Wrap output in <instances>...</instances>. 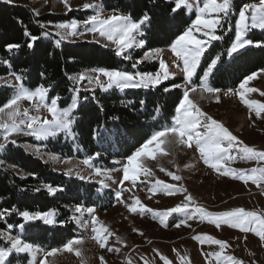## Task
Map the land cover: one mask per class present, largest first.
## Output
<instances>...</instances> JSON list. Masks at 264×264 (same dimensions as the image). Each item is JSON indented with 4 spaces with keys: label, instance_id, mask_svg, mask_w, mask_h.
<instances>
[{
    "label": "snow or ice",
    "instance_id": "snow-or-ice-1",
    "mask_svg": "<svg viewBox=\"0 0 264 264\" xmlns=\"http://www.w3.org/2000/svg\"><path fill=\"white\" fill-rule=\"evenodd\" d=\"M10 3L11 0H5ZM234 0H201V4L195 9V18L191 20L181 34L170 44L171 53L176 58L172 62V66L179 69L183 74V91L182 96L178 99V103L174 108V114L170 125L162 127L154 131L150 137L138 147L131 155L126 157V163L122 165V178L118 181L120 190L115 193L116 201L122 204L130 214H139L141 216L149 214L153 220H159L163 227H168L167 220L169 217L182 215L183 218L174 225L176 228L191 227L189 221L198 220L199 223L205 221L214 225L216 229L222 230V226H228L231 229H238L241 233H252L259 238V241L264 244V212L254 210H245L243 207H236L231 210L209 211L205 206L196 202L193 195L184 186H177L175 183L165 182L156 178L154 182L148 180L146 185L150 194L155 195L162 193L166 196L181 195L182 199L174 206L168 207L165 210H156L142 203L138 196L133 194L128 199H124L125 192H131L133 188L138 186L141 181V176L146 179L154 177L155 173L149 169L143 158H149L156 161L158 158H164L171 155V150L175 147H186L194 149L199 153L204 165L223 177H230L233 180L242 181L248 184L249 181L256 187L264 186V150L257 149L255 146H249L238 136L234 135L221 121L214 119L207 112H204L200 106L190 98V94L197 93L204 96L208 94L213 97L217 103L221 101V89L213 87L209 83V78L217 69V64L220 62V55L210 57V62L203 69L200 68L202 59L205 53L212 46L214 41H220L232 33L230 45L227 48V55L233 56L241 50L255 45L256 47H264V42L254 41L247 38L250 30H264V0H258L257 3H245L235 11L236 19L234 24L230 21V16L233 14ZM67 11H72L69 0H61ZM83 9L96 7L93 4H84ZM184 9L191 10L192 5L188 0H175V6L171 9L172 12H179ZM150 21L147 13H144L138 20H133L130 15H124L118 12L104 17L101 12H96L90 18L84 20L81 31V22L73 19L67 23H59L55 25V36L58 37L55 43L60 45L62 41L69 38L84 36L86 33L98 34L100 37L106 38L116 46L115 55L122 56L125 59L130 58L125 53L134 46L143 47L144 41L137 42L135 35L141 32L142 26ZM196 33L200 35L197 36ZM25 36L29 38L27 47L32 48L35 42L40 39L36 35H31L25 31ZM49 33L45 32L44 36ZM7 48H20L19 44H9ZM161 50L155 49L144 53V59H157L158 69L152 72L137 71L135 73L122 71L119 69H93L90 74H80L73 77L74 80L83 82L87 80L88 84L95 83L101 90L108 91L109 89L124 90L128 88H149L160 86L163 81L175 78V72L170 71L169 64L160 55ZM142 61H138L140 63ZM133 68L136 67L134 63ZM200 69V71H198ZM264 73L261 69L259 73H252L244 78L239 84L238 89H228L224 95L237 96L239 102L248 110V119L253 118L264 120V102L257 99H251L247 93L258 92L260 97H264V91L254 87H246L249 82L254 80L258 75ZM101 77L106 78V83L101 80ZM196 77V80L193 78ZM18 82L14 89V94L10 96L2 106H0V131L3 132V142H0V149H4L10 138L19 132H24L26 135H31L37 140L47 139L56 136L58 133L65 135L73 134V110L78 107L75 97L72 98V103L66 108H60L58 102L59 96L49 98V88L40 85L35 89L26 88L23 85L22 76L15 75ZM181 88L179 84H171L169 87H164V92H170L171 89ZM74 92H79V88H73ZM28 101L32 108L39 112L40 109H46L50 114L51 119L41 118L39 115H30L28 108H21V102ZM143 103V101H141ZM15 143V140H11ZM235 150V155L232 151ZM99 156V153L96 154ZM55 159V157H53ZM255 161L256 166L251 169H236L230 167V163L236 161ZM84 164L91 165L90 160H84ZM116 169L105 170L104 175ZM159 171L164 172L171 181L180 182L183 177L177 172L159 167ZM71 175V171L68 173ZM96 175H101L100 168L95 169ZM83 179V177H80ZM110 178V177H109ZM128 182L130 187L125 188L124 184ZM50 195H55L57 191H62L58 187L46 185ZM149 196V199L152 198ZM129 200L131 202H129ZM12 210L5 209L0 212V219H3L6 214ZM80 216H74L73 219L82 228H90V239L99 247L106 249L108 252L119 253L120 247L116 245L126 242L103 222L99 221L96 216V210L93 207H83L77 205L74 209ZM87 213L91 219H82L84 213ZM19 215L25 222L42 220L46 224L54 223L53 212H30L28 210L20 211ZM14 225L8 224L7 228L12 229ZM21 229L24 224H20ZM133 232L144 236V233L139 229L133 228ZM0 237H3L10 246L0 247V264H11L9 257L13 252L26 253L31 259L29 264H47L48 258L55 256L58 252H73L77 256L81 255L80 248L84 237L80 236L74 239H69L63 244L62 248H52L44 251L43 258L37 260V254L42 251L39 247L32 243L25 242L19 236L10 235L7 231L0 232ZM114 238L115 244L109 245V239ZM200 245H215L218 247L216 251H204L203 256L206 264H243V261L235 258L232 255L226 254V250L230 244L226 240L215 238L212 235L198 233L191 237ZM152 243L151 240L148 241ZM153 253L159 258L163 264H173V261L158 249L153 248ZM178 257L179 264H191V259L186 254H182L178 249H173ZM100 264H107L104 257L101 256ZM143 264H150L149 260L141 256ZM126 264H133L131 258L126 261Z\"/></svg>",
    "mask_w": 264,
    "mask_h": 264
},
{
    "label": "trees",
    "instance_id": "trees-1",
    "mask_svg": "<svg viewBox=\"0 0 264 264\" xmlns=\"http://www.w3.org/2000/svg\"><path fill=\"white\" fill-rule=\"evenodd\" d=\"M106 10H115L132 19L138 20L144 13L150 17L145 23L142 38L144 51L169 47L175 38L190 25L195 14L188 15L184 10L172 12L173 0H100ZM258 0H234V12L245 3ZM72 10L66 14H38L27 3H6L0 1V76L19 74L24 85L35 89L43 85L50 89L48 96H59V104H69L73 88H80L73 79L84 70L93 68L125 69L127 61L115 55V50L87 40L67 42L56 45L58 39L48 24H57L69 20H85L90 11ZM235 17L231 20L234 24ZM25 31L40 37L32 48L27 47L29 38ZM49 33L44 36V33ZM232 33L223 40L214 41L205 53L200 68L210 62V57L220 55L217 69L209 78L213 87L221 90L235 89L248 75L264 69V47L249 46L233 56L227 55ZM247 38L264 42V30H250ZM9 44H19L20 48H7ZM142 55V52L138 54ZM144 70L154 71L155 64H147ZM200 71V69H198ZM196 80V77L195 79ZM182 78L175 77L164 81L160 86L147 89H126L103 91L79 90V106L73 113V133L80 150L76 153L61 150L67 142L62 138L49 140L47 150L66 157L78 155L96 157L107 168L119 165L117 161L131 155L150 135L170 125L174 108L182 96L183 88L164 92L171 84L181 85ZM14 94V87L0 85V106ZM143 101V103H141ZM32 141L23 137L19 141ZM43 142V141H42ZM99 153V156L96 154ZM0 212L12 210L0 221V232L7 231V225H14L13 233L19 232L24 224L22 238L32 244L48 249L62 247L69 239L78 235L79 229L71 217L70 206H96L98 185L93 182L67 177L52 169L42 157L26 151L18 143L9 142L0 156ZM46 185L58 187L55 195H50ZM56 212L54 225L42 220L26 222L20 211ZM8 242L0 237V246Z\"/></svg>",
    "mask_w": 264,
    "mask_h": 264
},
{
    "label": "rangeland",
    "instance_id": "rangeland-1",
    "mask_svg": "<svg viewBox=\"0 0 264 264\" xmlns=\"http://www.w3.org/2000/svg\"><path fill=\"white\" fill-rule=\"evenodd\" d=\"M173 1L175 2V0ZM24 2H27L38 14H66L69 12L65 9L63 3H61V0H11L10 3L21 4ZM69 3L72 10L80 11L82 14L86 13L85 11H90L89 14L85 15V20L90 18V16L95 14L96 12H101L104 17H107L108 15L113 14V12L115 11L104 9L100 0H69ZM188 3L192 5V9H185V11L188 15H192L195 14V9L197 5L201 4V0H188ZM84 4H93L96 7L83 9L82 6ZM233 17H235L236 19L234 11L229 18L230 21L233 19ZM69 21H64L62 23H67ZM77 21L81 22L80 30L83 31L84 28L82 22L84 20ZM55 25L56 24H48L47 28L51 32L55 33ZM144 28L145 24L142 26L141 32L135 35V40L137 42L141 40L144 41V39L142 38ZM196 35L199 36L200 34L196 33ZM81 40L96 42L103 47L111 48L116 51V46L112 42L108 41L104 37H100L98 34L93 35L92 33H86L82 37L77 36L69 38L65 41L75 42ZM144 47L145 41L142 48L134 46L132 49H129L125 53V55L129 56L130 58L125 59L124 57L119 56L122 59L126 60L128 64V68L119 70L129 71L132 73H135L137 71L154 73L158 68L154 71H151L144 70L143 67H145L147 64H155L159 66L158 60L155 58L146 60L144 59V53L149 52L150 50L160 49V55L169 64L170 71L175 72V77L183 79V74L180 72V70L172 66V62L176 58L171 53L170 46L165 48L150 49L146 51H144ZM139 52H142L141 56L138 55ZM138 61L142 62L138 63ZM134 63L136 64L135 68L132 67ZM93 69L84 70L80 74L83 73L94 75V73H92ZM15 75L16 74L0 76V85L13 86L15 89L16 85L18 84L15 79ZM193 79H195V77ZM101 80L106 83V78L101 77ZM183 86L184 81L181 84L182 88ZM79 87V89L83 90L100 89L95 83L88 84L87 80L79 82ZM246 87H254L261 91H264V73H261L254 80L250 81L249 85H247ZM235 89H238V87ZM112 90L123 92L126 89L121 91L119 89L113 88L109 89L108 91ZM224 92H227V90L221 91V101L219 103H217L215 99L208 94H204V96L201 97L199 92L190 94V98H192L204 112H207L214 119L221 121L226 127L229 128L230 131L233 132L234 135L238 136L246 144H248L249 146H255L257 149L264 150V120L253 118L252 121H249L248 110L239 102L238 97L234 95H224ZM247 96L251 99H257L261 102H264V97H260L258 92L247 93ZM73 97L76 98L77 104L79 106V92L73 91L72 98ZM72 98L67 106L61 107L59 102L58 106L60 108L68 107L72 103ZM21 108H28L30 110V115H39L41 118L46 117L48 119H51V116L46 111V109L42 108L39 110V112H37L32 108L31 103L28 101H22ZM76 109L73 110V113ZM23 137H29L35 142L23 140L19 141V139ZM59 138H62L63 142H67V145L63 146L61 150L63 153H68V151H70L69 149L71 148L72 153H76L78 150H80L79 146L77 145V138L74 133L72 135L58 133L56 136L49 137L43 140H37L31 135H26L24 134V132H19L14 134L10 138L9 142H11V140H15V143L21 145L26 151L35 154L36 156L42 157L45 161L50 163L53 170L59 173H63L67 177L96 183L98 185V189L96 192L98 196V203L96 204V206L83 205V207L95 208L96 216L99 218V221L105 223L115 233V235L121 237V239L126 242L127 246L125 247L124 244L116 245L121 249L119 253L108 252L106 251V249H99L94 241L90 239V228H82L79 224L76 223V220L73 219L74 216H80V213H76L74 211L76 206H70L69 209L71 211V217L74 221L75 226L79 229V233L81 234L76 236L75 238L80 236L84 237L83 244L76 246L80 248L81 255L77 256L75 254V251H61L58 252L55 256L49 257L47 264H100L99 258L101 256L104 257L107 264H126V261L129 258H131L133 264H143L141 256L147 258L150 264H163V262L160 261L159 258L156 257L153 253V248L158 249L161 253L166 255L173 261V264H179L178 257L176 256V253L173 251V249H178L182 254H186L187 256H189L191 259V264H206L203 252L216 251L218 250V247L215 245L207 244L200 245L197 241H194L191 237L198 233L209 234L215 238L228 241L230 247L226 250V254L232 255L235 258L242 260L243 264H264V244H262V242L259 241V238L252 233H248L247 239L245 240V234L241 233L238 229H231L228 226H222V230H218L214 225H210L206 221L204 223H199L198 220L189 221V224H191L190 228L184 226L176 228L174 227V225L183 218L182 215L176 214L168 218V227L165 228L159 223V220H153L151 218V215L149 214L141 216L139 214L128 213V211L123 207L122 204L117 203L115 196V193L120 190L118 181L122 178V165L126 163V158L117 161V163H120L119 165L114 166L113 168H107L103 166L101 162H99V160H96V157L86 156L83 151H81L83 156L81 158L78 155L66 157L62 154L47 150V147L50 144L46 142L49 140H58ZM0 142H3L2 131H0ZM3 150L4 149H0V156L3 153ZM235 154V150H233L232 155ZM53 157H55V159H53ZM143 159L146 166L151 169L155 173V175L154 177H149L147 179L144 176H141L140 179L141 181H144V183L138 182V186L136 188H133L131 192H125L123 195L124 199H128L130 196L135 194V196H138L141 199L142 203L156 210H165L168 207L174 206L176 203H179L182 199L181 195L166 196L162 193L152 195L148 192L146 187L148 180L154 182L156 178H159L161 180H164L165 182L175 183L178 187H186L188 191L193 195L196 202L205 206L209 211H223L231 210L236 207H243L245 210L264 212V186L258 188L250 181L248 184H245L242 181L233 180L230 177L220 176L213 170L209 169L206 165H204L202 159L199 157V153L194 149H189L186 147H175L171 150V155L168 157L158 158L156 161H153L149 158ZM84 160H90L91 165L84 164ZM160 166H163L167 170L177 172V174L183 177L182 181H171L170 177H168L164 172L159 171ZM229 166L236 169H251L252 167L256 166V162L241 161L237 159L236 161L231 162ZM96 168H100L102 170L101 175L95 174ZM110 169L116 170L108 172V175L103 174L105 170ZM69 171H71V175L68 174ZM81 176L83 177V179L80 178ZM124 187H130L129 183L125 182ZM150 195H152L151 199H149ZM129 202L131 201L129 200ZM48 212L54 213V223L48 225H54L56 221V212L53 209L49 210ZM5 217L3 219H0V221L5 220ZM82 219L90 221L91 217L85 212ZM133 228L142 231L144 233V236H140L138 233L133 232ZM18 229V233H13L14 227L12 229H7V232L13 236H19L22 240H24L21 235L22 229L20 227ZM149 240L152 241L151 244L148 243ZM113 244H115V239L110 238L109 245ZM33 245L42 249V251L37 254V260L43 258L44 251L50 250L45 246H41L39 244ZM7 246L10 245L8 244ZM30 259L31 257L26 253L13 252L9 257L11 264H29Z\"/></svg>",
    "mask_w": 264,
    "mask_h": 264
}]
</instances>
